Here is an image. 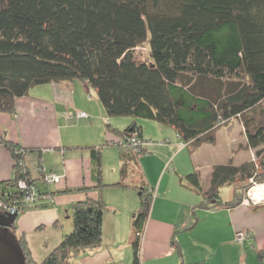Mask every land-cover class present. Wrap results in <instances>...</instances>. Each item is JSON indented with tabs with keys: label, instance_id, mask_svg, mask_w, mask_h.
Returning <instances> with one entry per match:
<instances>
[{
	"label": "trees",
	"instance_id": "obj_1",
	"mask_svg": "<svg viewBox=\"0 0 264 264\" xmlns=\"http://www.w3.org/2000/svg\"><path fill=\"white\" fill-rule=\"evenodd\" d=\"M143 44L145 55H137V46ZM75 78L97 93L105 130L115 139L65 142L89 150L91 183L75 189L97 192L72 202L71 225L37 261L24 233L17 234L16 218L27 209L52 204L56 191L69 188L53 187L58 179L52 172L32 176L24 162L25 148L3 141L14 170L0 180V213L1 208L15 207L11 231L26 264H67L72 252L101 242L104 212L116 208L103 197L107 185L138 191V205L130 216V264H141L144 223L154 195L135 162L149 152L152 141L142 130L143 119L171 127L177 147L183 145L189 154L214 143L223 125L240 121L245 141L225 161L214 162L206 177L197 166L182 174L175 171L179 182L185 179L187 188L200 195L197 204L233 207L246 197L252 181L264 180V0H0V110H13L16 97L35 85ZM117 115L121 126L112 121ZM170 140L158 142L170 145ZM104 144L117 145L120 156L119 172L108 181L102 180ZM228 184L233 185L232 194L224 198L220 188ZM243 233L238 242L245 241L247 231ZM174 244L182 257L176 240ZM107 262L115 264L112 258Z\"/></svg>",
	"mask_w": 264,
	"mask_h": 264
},
{
	"label": "crops",
	"instance_id": "obj_2",
	"mask_svg": "<svg viewBox=\"0 0 264 264\" xmlns=\"http://www.w3.org/2000/svg\"><path fill=\"white\" fill-rule=\"evenodd\" d=\"M33 89L26 95L16 97L13 110H0V180L9 178L14 170V160L8 147L3 143L4 140L25 148L26 151H24L23 158L32 176H35L34 168L31 169L28 163L37 159L41 165H44L42 153L45 152V149L52 148L54 150L50 153L52 155L60 154V170H54V168H57L55 166L43 167L62 175L61 182L54 184L53 187H67L69 189L63 192L56 191L53 196L57 197L58 200L53 201L52 204L27 209L19 214L16 219L18 232L24 233L33 256L39 259L43 255L44 250H48L52 243L58 241L62 232L71 225L69 220L61 227L62 213L70 207L67 204L84 197L85 194L95 195L97 188L85 191L75 189L82 182L91 183L89 179L90 156L88 147H76V145L67 147L65 145L66 149H63L65 142L76 144V140L91 138L88 137L87 130L76 135V121L64 115L67 107L74 102L76 80L50 81L35 85ZM105 117L106 115H102L103 120H105ZM114 123L122 125L123 120L119 119ZM91 130L94 132L93 128ZM93 132L89 133L93 134ZM112 135L105 129H101L98 130L95 138L98 139L104 136L111 138ZM244 141L245 136L241 132L240 139L236 142L234 140L230 141L229 145L233 142L237 145L239 142ZM229 145L228 151H226L228 157L232 151ZM238 153L239 156L243 155L241 151ZM198 156L196 153L191 159V163H188L185 168L197 166L201 169V161L200 158H197ZM218 160V158L213 159L209 164V168ZM166 172H162V175ZM105 190L113 192L116 199L108 198L107 200L119 203L117 192L122 191L111 187V189L105 188L103 193H105ZM191 199L192 197L190 196L188 202ZM153 201L144 223V234L140 245L141 264H177L181 258L192 260L203 256H205V259L202 262L205 264H239L245 252L247 240H251V238H254L258 247H263L260 249V253H262V256L264 255V207L254 208L253 205L240 204L233 207L221 206L215 210V212H220L216 216L217 219L212 220L211 224L203 227L206 224L199 223V218L190 208V203L185 202L188 206L184 207V211L175 210L174 212L172 208L168 207L169 203L157 204V193ZM120 207L122 210L119 206H116V208L104 212L102 222L104 227L100 246L83 250L76 255V258L70 261V264H107V260L110 257L116 264H130L132 253L129 233L132 231V222L130 218H127V215H129L131 207H129V201L125 210L121 204ZM63 209H65L64 212L62 211ZM207 209L211 210L210 208ZM31 211L38 213L34 214ZM30 212L33 216L27 218L28 220L24 224L26 226H24L22 220L29 217L27 215ZM66 217L70 219V214ZM53 219H57V223L61 220V225L52 223ZM108 221L111 222V226ZM117 221L121 223L119 230L121 228L127 229L124 237L117 236V231L119 232L116 229ZM203 228L207 231L204 236H198L197 231H194ZM238 228L247 231L244 242H238L234 238L235 230ZM173 236L177 239L173 238ZM171 237L182 248V257L178 255L175 244L172 243V240L170 241ZM206 238H212L217 244L216 247H213L217 249V252L221 246L225 247V256L223 258L210 260L211 255L215 253H212L213 251L208 249L203 243ZM194 241L196 242L194 243ZM192 253H199V255L192 257Z\"/></svg>",
	"mask_w": 264,
	"mask_h": 264
},
{
	"label": "rangeland",
	"instance_id": "obj_3",
	"mask_svg": "<svg viewBox=\"0 0 264 264\" xmlns=\"http://www.w3.org/2000/svg\"><path fill=\"white\" fill-rule=\"evenodd\" d=\"M143 51H145V45H138L137 46V50L136 53H138L137 55H141L143 53ZM145 55V52L143 53ZM76 80V91H75V97H74V102L71 103L68 107L67 110L64 112V115L66 116V112H70V119H72L73 121H76V135L80 134L81 132H86L88 133V139H92L94 140L95 135L98 133V130L101 129H105V120H103L102 115H105V111L103 109V106L100 102V99L97 96V93L95 92L94 89L92 88H87L85 85H83V83L78 80V79H73ZM34 90L33 87L30 88V91ZM78 110V111H76ZM80 110H84L87 112V114L89 115L88 118L86 117H82L84 116V114L79 113L78 112ZM78 115V116H76ZM81 116V117H79ZM67 117V116H66ZM113 122H116L120 119V116H113L112 117ZM87 120V121H86ZM142 125V130L145 134V137H147L151 142H149L148 147H149V152L147 153H143L140 154L139 156L136 157L135 162L137 161L138 164L140 165V167L143 169V172L145 174V178L147 179L148 183L151 184L154 188V195L152 198V202H154V196L157 193L158 196V201L157 204L159 205H163V204H168L169 203V208H172V210H181L184 211V207L188 206L186 205L187 203H190L192 210L194 211L195 215L197 216V218H199V223L202 224H206L203 227H206L207 225L211 224L212 220H216L217 217L220 212H215V208H210L211 210L207 209L204 206H201L198 203L200 195L198 193H195V191L189 190L187 188L188 182L185 179H182V182H179V178L176 177L178 176L175 171L178 170L180 172V174H182L186 169V165H188V163H191V159L194 157V155L197 153L199 156L197 158H200L201 161V173L203 175V177H206V175L209 173V164L212 162L213 159H219L218 162H223L226 160V158L228 157V153L226 151L229 145V142L234 140V142H236L237 140L240 139V133L242 132V126L240 121L235 118L234 120L230 121L227 125H223L222 127L219 128V131L217 133V139L214 143H207V144H202L201 146H199L198 148H196V150L192 153L189 154L188 150L182 145H179L177 147V144L179 143V139L176 137L175 132L173 131V129L169 126L166 125H161L159 123H157L154 120L151 119H143L141 122ZM121 126V125H118ZM84 127V128H83ZM94 129V132L91 130L92 128ZM104 127V128H103ZM89 132H93L89 133ZM170 138V145H166L165 143H159L158 141L161 140L162 138ZM100 141L101 138H98ZM112 140L115 139V136L111 137ZM230 143V149L233 150L237 147L236 143ZM66 149L65 145H64V150ZM119 147L117 145H113V144H104L101 147V168H102V180H112V177L115 179V177L117 176L118 172H119V165H120V156H119ZM134 150H136L134 148ZM47 153H42L43 154V158H44V165L45 167L49 168L48 166L52 167L55 166L60 170V154L56 153L54 155L50 154L52 153L54 150H52V148H48L44 150ZM245 153L247 151H244ZM236 156H238V153L236 154ZM242 156V155H241ZM240 156V157H241ZM41 158V157H39ZM17 159V158H16ZM40 160V159H39ZM37 159H35L33 162L28 163L30 168L33 169L34 168V173L35 175L39 176H45V172H52L53 176H57L58 181H56V183H60L61 179H62V175L52 171V170H48L46 168L41 169V165H38L40 162ZM59 162V163H58ZM217 162V161H216ZM38 163V164H37ZM37 167V169H36ZM211 167V166H210ZM41 170L43 171V174L41 173ZM56 170V171H58ZM167 171L165 174L162 175V172ZM49 177V176H48ZM53 178L51 177V179H46V182H49L52 180ZM55 183V184H56ZM86 183V182H84ZM256 184H262L261 187H259L257 192L256 190L250 194L247 195V199L242 198V200L237 204V205H259L260 207H264V180L262 181H255L247 187L250 188L255 187L257 188ZM23 185V183H22ZM110 185L105 186L106 189H111ZM114 188H118V190L124 192H117L118 193V197L119 203H114L111 202L109 200H107L108 198H111L113 200L115 199V194L113 192H109V190H105V193H103V197L105 199V201L112 205V206H119L120 204L121 206L124 208H126V204L129 201V207H131V211L129 213V215H127V218H130L131 216V212L132 209L134 207V209L137 207L138 205V201H139V194L137 189L135 190L134 187H129V186H119L117 185L114 186ZM232 189H233V185L228 184V185H224L220 188V194L222 195V197L226 198V197H231L232 194ZM252 190H254V188H251ZM161 192V194H160ZM262 192V194H261ZM86 195V194H85ZM84 195V196H85ZM262 195V197H261ZM192 197V199L188 202L189 197ZM33 196L30 193L27 198L31 199ZM53 200H58L57 197H52ZM187 202V203H185ZM196 202V204H195ZM72 202L68 203L67 205L71 206ZM2 205V204H0ZM13 209V210H12ZM69 209V210H68ZM109 208H106L105 212L108 211ZM65 209H63L62 211L64 212ZM122 210V209H121ZM1 213L7 212V213H14L16 211L15 207L14 208H9L8 210H4V208H1ZM26 211V210H25ZM71 211V207L67 208V211H65L64 213H62V226L64 225L65 222H68L70 219L68 217H66L67 215H69ZM24 212V211H23ZM34 214H37L38 212L36 211H31ZM31 212L29 213V217H26L25 220H22V224H26L27 222V218H30L33 216V214H31ZM49 212V211H48ZM124 212V211H123ZM122 212V213H123ZM124 214V213H123ZM181 214V213H179ZM15 217V216H14ZM17 219V218H16ZM14 220V219H13ZM57 219H53V222L55 225H58L56 222ZM61 220H59L60 223ZM228 221V220H226ZM13 222V221H12ZM11 222V224H12ZM108 223L110 224V226L112 225L110 221H108ZM103 225V223H102ZM121 225V223L119 221H117V228L119 230V226ZM26 226V225H24ZM103 227L102 226V232H103ZM25 228V227H24ZM244 229L238 228L235 230L234 233V238L238 239L240 232H243ZM8 232H12L11 231V225L8 226ZM177 231V230H175ZM197 231L198 236H204L207 231H205V228L203 229H197L194 230ZM24 232V231H23ZM181 232V231H179ZM14 234V232H12ZM19 233V232H18ZM21 234H23L22 232H20ZM127 233V229L126 228H121V230H119V232L117 231V236L118 237H124V235H126ZM132 233V231H131ZM131 233L130 236H131ZM178 233V232H177ZM176 233V234H177ZM236 234V237H235ZM15 235V234H14ZM262 235V234H260ZM16 236V235H15ZM130 236H129V240H130ZM25 238V243L28 244L27 238L26 236H23ZM177 237V236H176ZM17 238V237H16ZM173 238H175L173 236ZM171 237L170 241L172 240V243H174L175 239H173ZM58 241L52 243L51 248L57 243ZM196 241H194L195 243ZM130 243V241H129ZM203 243L206 245V247L210 250H212V253H215L213 255H211V261L215 260L218 258L221 259L225 256V247L221 246L219 251L217 252V249H214L213 247H216L217 244L213 241L212 238H206L205 240H203ZM101 244V242H99L97 245L93 246V247H87L86 249H93L96 247H99ZM245 252L243 253V256L241 258V261L239 264H264V255L262 256V253H260V249L263 248L261 246H257L256 241L254 240V238H251V240H247V245H245ZM22 249V248H21ZM85 249V250H86ZM182 251V248H181ZM81 251H79L78 253H74L72 252L69 256V261L67 262V264H70V261H72L74 258H76V255H78ZM217 252V253H216ZM45 253H47V250L42 253L43 255L40 256L41 258L38 259V257H34L35 261L40 260L44 257ZM199 253H192V257L194 256H198ZM141 257V256H140ZM111 258V257H110ZM25 259L26 257L23 255V262L25 263ZM37 259V260H36ZM205 259V256H203L202 258H193L192 260H184L181 259L178 263L180 264H205L204 262H202ZM142 259H140L141 262ZM177 263V264H178ZM116 264V262H115Z\"/></svg>",
	"mask_w": 264,
	"mask_h": 264
},
{
	"label": "water",
	"instance_id": "obj_4",
	"mask_svg": "<svg viewBox=\"0 0 264 264\" xmlns=\"http://www.w3.org/2000/svg\"><path fill=\"white\" fill-rule=\"evenodd\" d=\"M14 216V213H0V264H24L16 236L7 231Z\"/></svg>",
	"mask_w": 264,
	"mask_h": 264
},
{
	"label": "built area",
	"instance_id": "obj_5",
	"mask_svg": "<svg viewBox=\"0 0 264 264\" xmlns=\"http://www.w3.org/2000/svg\"><path fill=\"white\" fill-rule=\"evenodd\" d=\"M79 113L84 114L83 111H79L78 114H79ZM79 115H80V114H79ZM48 176H51V174H47V175H46V178H48ZM256 185H257V188H256V186L253 187V185H252V187H250V188L247 189V194H246V197H244V199H247V195L250 194L251 191H252V193H253L255 190H256L257 192H259L258 189H259V187L262 186V184H260V185H259V184H256ZM251 188H254V190H252ZM250 190H251V191H250ZM29 194H30V192L27 193V196H28ZM261 194H262V192H261ZM261 197H262V195H261ZM11 208H14V207H10V209H11ZM12 210H13V209H12ZM244 236H245V234H244L243 232H240L238 239H237V237H236V235H235V237H236L237 240H242V239L244 238Z\"/></svg>",
	"mask_w": 264,
	"mask_h": 264
},
{
	"label": "clouds",
	"instance_id": "obj_6",
	"mask_svg": "<svg viewBox=\"0 0 264 264\" xmlns=\"http://www.w3.org/2000/svg\"><path fill=\"white\" fill-rule=\"evenodd\" d=\"M235 235H236V234H235ZM236 241H241V240H237V239H236Z\"/></svg>",
	"mask_w": 264,
	"mask_h": 264
}]
</instances>
